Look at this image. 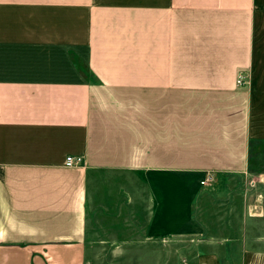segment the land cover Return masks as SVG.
Returning <instances> with one entry per match:
<instances>
[{
  "label": "crops",
  "instance_id": "crops-1",
  "mask_svg": "<svg viewBox=\"0 0 264 264\" xmlns=\"http://www.w3.org/2000/svg\"><path fill=\"white\" fill-rule=\"evenodd\" d=\"M261 134L264 0H0V264H264L194 218ZM126 201L146 224L108 221Z\"/></svg>",
  "mask_w": 264,
  "mask_h": 264
},
{
  "label": "rangeland",
  "instance_id": "rangeland-1",
  "mask_svg": "<svg viewBox=\"0 0 264 264\" xmlns=\"http://www.w3.org/2000/svg\"><path fill=\"white\" fill-rule=\"evenodd\" d=\"M76 61L81 63L79 60ZM254 141L257 142L256 145L260 143L261 146L262 144V149H264L262 134L261 140ZM253 162H255L254 165L259 163L251 173L244 171L219 172L215 174V179L210 185H202L200 188L199 198L195 202L194 218L197 222L209 226L203 235L205 238L264 239V150L261 153L253 152ZM201 197L206 198L205 205L200 203ZM140 202L144 203V199L137 201L138 211L142 210ZM126 207L127 201L119 203L111 212H108L104 207H98V213L101 214L99 210H106L105 214L109 222L146 224L145 217L136 219L134 208ZM122 209H125L126 213L119 220L118 212ZM96 215L97 209L92 210L90 219L95 223L98 222ZM217 227L221 231L214 230L213 232V228ZM138 235L140 232L137 233ZM107 238L109 240L107 239L106 248L102 249L101 255L110 257V261L116 255L129 257L136 250H142L140 247H134L136 243L140 245L142 242H139L140 238L133 233H121L116 237ZM136 240L138 241L135 243Z\"/></svg>",
  "mask_w": 264,
  "mask_h": 264
},
{
  "label": "built area",
  "instance_id": "built-area-1",
  "mask_svg": "<svg viewBox=\"0 0 264 264\" xmlns=\"http://www.w3.org/2000/svg\"><path fill=\"white\" fill-rule=\"evenodd\" d=\"M238 85L244 86L247 83L243 79H238ZM83 163V157L78 155H68L65 159V165L68 167H74ZM215 177L212 173H207L206 177L201 181L204 186L210 185L214 181Z\"/></svg>",
  "mask_w": 264,
  "mask_h": 264
}]
</instances>
